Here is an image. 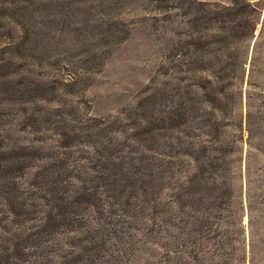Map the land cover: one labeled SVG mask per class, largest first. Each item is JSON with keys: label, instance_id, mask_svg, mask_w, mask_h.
<instances>
[{"label": "rangeland", "instance_id": "obj_1", "mask_svg": "<svg viewBox=\"0 0 264 264\" xmlns=\"http://www.w3.org/2000/svg\"><path fill=\"white\" fill-rule=\"evenodd\" d=\"M99 140L145 156L161 179L145 215L76 264H189L168 254L155 202L164 175L186 190L205 154L238 190L235 225L212 216L221 236L228 227L245 241L247 264H264V0H0L1 144L68 153L77 174L92 173ZM41 162L16 172L24 191ZM85 237L58 233L39 264H59Z\"/></svg>", "mask_w": 264, "mask_h": 264}, {"label": "trees", "instance_id": "obj_2", "mask_svg": "<svg viewBox=\"0 0 264 264\" xmlns=\"http://www.w3.org/2000/svg\"><path fill=\"white\" fill-rule=\"evenodd\" d=\"M69 143L61 146L68 148ZM111 148L99 140V158L92 173L75 174L68 153L48 159L43 149H10L0 141V199L13 227L9 230L0 222L5 232L0 237V264H39L58 233L83 229L86 241L59 262L76 264L86 251L98 246L103 250L108 242L116 241L125 223L149 209L151 196L156 194L152 185L161 177L153 175L145 156L131 157ZM204 157L195 158L200 167L197 165L186 190L175 185L173 174L162 177L164 198L155 205L163 206L167 252L190 259L189 264H247L245 241L236 239L228 227L222 237V224L213 220L225 218L235 225L240 215L234 177L221 182L217 174L220 165L210 155ZM38 159L42 164L31 172L30 188L24 191L16 172L25 171L31 161ZM168 163L174 167L172 160ZM210 170L212 174L207 176ZM86 211L95 214L97 227L88 223ZM204 232L214 234L205 237ZM119 258L113 257L115 261Z\"/></svg>", "mask_w": 264, "mask_h": 264}]
</instances>
